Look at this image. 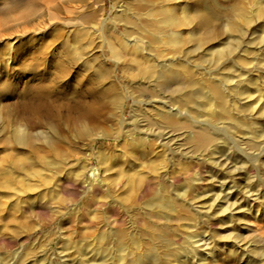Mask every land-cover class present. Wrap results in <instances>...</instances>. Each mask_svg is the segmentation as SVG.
<instances>
[{
  "label": "rangeland",
  "instance_id": "374dc122",
  "mask_svg": "<svg viewBox=\"0 0 264 264\" xmlns=\"http://www.w3.org/2000/svg\"><path fill=\"white\" fill-rule=\"evenodd\" d=\"M32 1H35V0H32ZM60 1H61V3H60ZM60 1L52 0V2H51V0H36L35 3L38 6L41 5L43 7V8L41 6L38 7L42 11H44L45 7H47L48 4L50 5L49 2H51L52 4L56 3L55 4L56 5L55 6V12L57 13V15L59 17L66 18L67 16H70L65 10L66 7H69V6H67L65 4L62 5L65 2V0H60ZM125 1L133 2V0H77L72 5L74 7H79V10L80 9L86 10L87 8H91L95 11L97 17L100 14H103V16L108 19L109 13L112 10V7H115L116 10L119 9L118 11L120 12V10H122V8H120V6L123 5V3H125ZM165 1H166V3H165ZM215 1H217L220 4H225L228 0H215ZM246 1L242 0V2H243L242 4H244L242 6L244 7L245 4L246 5L248 4L247 5L248 7H246V6L245 7L249 8L250 2H254L255 0H248L247 2ZM258 1L259 0H256V2L251 3L252 5L254 4V6L251 5V9L250 8L246 9V12L249 13L251 10H254L253 13H255L256 10H258L260 7V5L257 6ZM14 2H16V0H10V1L9 0H0V17H1L0 18V26L4 23V21H5L4 19L9 18V19H6V26L5 27H11V24H12V27L15 30V26H18L17 24H19L18 21H20V20H16L17 18L15 17L16 16L15 12H17L18 9L15 10V6L13 5ZM162 2L161 3L163 4V6L169 8V9H172L174 11H175V6H176L177 9L175 11V16L179 20H184L185 17L183 14V10H182L183 8L182 7H186L185 6L186 4H188V5L190 4V2H188V0H178V1L177 0L176 1L175 0H171V1L162 0ZM161 3L159 5H161ZM256 3H257V5H256ZM171 5L174 7H172ZM190 5H191V6H189L190 8L189 9L187 8V9L189 11H194L195 9L193 8L192 3ZM168 6H170V7H168ZM12 7L14 10L12 9ZM2 10H3V12H2ZM11 10H13V11H11ZM4 11H5V13H8V14L4 15ZM9 14L12 16L14 14L15 15V16H13L14 18L11 17ZM176 14H178L179 16ZM17 15H18V12H17ZM60 15H62L63 17ZM255 19L256 18L254 17V20H252L250 22V24L244 26V32L242 34L243 36L240 34L241 36L239 38V42H240L239 44L241 45L242 48H240V45L238 44L239 48L237 49V51L239 52V50H240V52H239L240 55L237 58V59H239V61L237 60L238 63H236V65H233L232 63H230L228 61L226 62V60H223L224 63H222V64L219 63L218 65H216V64L214 65L211 63L212 61L211 62L209 61V58L207 59V57L203 58L204 61L201 60L202 65L204 64V67L206 69H208V70L210 69L212 74L219 72L220 74H223V76H227V77L231 76V77L235 78V80H240V81L243 79L242 82L243 81L245 82V84L244 83L240 84V92L242 94L245 93L247 95V97L245 94H244L245 96L241 94L243 96V97H241V103H243L244 100L249 102L248 103L249 109L246 111L247 112L246 116H247L248 112H250V111L252 112V113L250 112V114H252V115L248 114V116H247V118L249 119L247 124L248 125L250 124V127L247 128L246 132H244L245 135L243 133L241 135L242 137H240L239 134H238L239 136L236 134H235L236 135L235 136L234 134L229 132V130H230L229 127H226L224 129L225 131H223V132H226V129H227V133L228 134L230 133L231 137H229V135L226 136L221 131H219L220 133L216 132V134H217L216 145L217 146L214 145L212 148L208 147L206 150H204V152L203 151L202 152L195 151L193 149V147L190 144H188L187 142L183 143V141L178 140V141H175L173 144L174 146H172L174 152H173V155L170 156V157H172L170 160L167 159L169 157V154H168L169 151L168 150H165V152H163L164 150L161 151V149H158L155 151V152H158V151L160 152V153L158 152L159 153L157 155L158 157H154V156L150 155L146 158H142V159H139L137 161H134V163H133L132 158H129V156L126 155L127 154L126 150L124 151L122 148H120V146H116V145H118L119 140L104 139L100 136L99 133L93 134V136H95L96 138L92 137L95 141L92 144V146H90V144L88 145V143H90V141H86V140H89L88 138L87 139L86 138L81 139L82 143H80L81 141L78 142L80 139H78L77 136H76V139L73 140L75 138V131L74 130H73L74 132L70 131V135H69V133L66 130H65L66 132L65 131L62 132L61 130H63V129H61L60 131L57 132V136L53 133V135L55 137H58L57 142H56L57 144L53 143L52 145L48 144L50 146H46L47 144H44L41 139H37V138L34 139L33 146H34L35 152H33L31 149H29L27 147L22 148V147H18L16 145H14L12 143V134L10 132H11L12 125L14 126V123H13L14 118H12V116H13V113L15 112L14 111V109H15L14 107L16 106L15 104L19 101V98L23 97L25 94L28 93L27 91L30 88V84H31V86L32 85L34 86L41 79H42L41 81H44L45 79H46V81H49L53 78L52 74H53L54 70L52 67L54 66V61L58 62V61L66 60L64 58V54L62 53L60 48L57 47L58 42L56 41V42L52 43L50 33L51 32H58V34L66 36L68 34V32H76L79 28L73 26L72 24H68L67 26L56 24V26L55 25L50 26V27H48L49 28L48 30L41 31L43 33H39V34L33 33L34 34L33 35V34L27 33L26 35L22 36L21 34L18 35L17 33H15V34H13L14 36H11V38L10 37L9 38L1 37L0 38V86L1 87L3 86V88L0 87V105H1L0 108L2 109V111L0 109V113L6 116V120H3L0 118V129H1V122L4 121V123H5V128H3L2 131L0 132V182H2V180H3L5 183L7 180L6 178L8 177V179L10 178L14 184H10V186H13V187L8 186L6 188H0V264H115V263L116 264H125V263L127 264V262H128V264H133V263L134 264H140V263L141 264L142 263H144V264L145 263L146 264H150V263H152V264H155V263L156 264H162V263L168 264V262L170 264H254V263L256 264V262H257V264H264V262H263L264 261V168L262 167V165L264 166V151H263L264 150L263 149L264 148V134H263V132H264V114H263V112H264L263 111L264 110V100H263L264 99V96H263L264 95V93H263L264 92V87H263L264 86V79H263L264 78V63H263V61H264V57H263L264 56V53H263L264 52V39H263V41H261L262 40L261 38H264V37H262L264 35V34H262V32L264 33V26H263L264 21H262L263 19L257 18L258 24H256L255 22L257 20H255ZM1 21H3V22H1ZM14 21H17L18 23L17 22L15 23ZM11 22H13V23H11ZM251 24H252V26H250ZM259 24H260V26H259ZM1 27H0V29H2ZM245 27H247V29L250 27L249 28L250 31L247 30ZM262 27H263V29H261ZM192 28H193V25H189V26L183 28L182 32H189V30L192 32ZM119 29L122 30V32H123L122 26H119ZM246 30H247V32H246ZM261 30H262V32H261ZM245 33H246L247 37H246ZM248 34H252V36L251 35L248 36ZM257 34L258 35L260 34L261 36L259 35L260 36L259 37V36H257ZM185 35H187V34H185ZM237 35L239 37V34H237ZM36 36H37V38H36ZM250 37H252V38H250ZM219 38H221V39H219ZM223 38H224V36L221 35L220 37H218V39H215V40H218V41L220 40L223 43L224 42L222 40ZM255 38H256V41H255ZM2 39H4V40H2ZM257 39H259L260 41ZM215 40H213V41H215ZM241 40H243V42ZM252 40L254 42H257V43H254ZM33 41H34V43H33ZM218 41L213 42L212 45H214V44L216 45L218 43ZM250 41H252L254 43V45L252 43L253 47H251L252 45H251ZM46 42L48 45L46 44ZM248 42H250V44H248ZM260 42H262V43H260ZM246 43H247V45H246ZM259 43H260V45L262 44L261 45V46H263L262 48L260 45L258 46ZM43 44L44 45L46 44L49 48L44 46ZM39 47H43L45 50L46 55L43 58L44 60L43 59L33 60L32 58H34L36 55L35 54V50H36L35 48H39ZM254 47H255V49H254ZM23 48H24V50H23ZM47 49L49 50V52ZM242 49H244V51ZM249 49H250L251 55H249V52H248ZM253 49L255 51H253ZM241 51H243V52H241ZM252 51H253V53H255V55H253ZM244 52H245V55L243 54ZM194 54L192 56L193 57L192 58L193 63L194 64H200V60L198 59L199 55L197 53H194ZM106 56H108V55H106ZM57 57H58V59H57ZM252 57H254V58H252ZM261 57H263V59ZM196 59H198L199 62ZM242 59H243V61H242ZM246 59H247V61H246ZM251 59L252 60L254 59V60L252 61ZM249 62H251V63H249ZM241 63H242V65H241ZM255 63H257V64L255 65ZM30 64H32V65H30ZM229 64L234 68L231 69ZM243 64H245V65H243ZM67 65H66V69H67V73H69L70 77L67 74L68 77L66 76L67 78H64L66 80H63V79L62 80L61 79L56 80L57 84L55 83V90H56L55 96L60 99V98L69 97V96L73 97V95H74L75 98H80V99L83 98L82 100L83 101L85 100L84 102H88V101L90 102L92 100L91 99L92 95L90 93V89H91L90 87L92 84L89 81L90 80L89 77H87L88 76L87 72H85L80 67V65L77 63H74V62L69 63L68 62ZM248 65H250V67ZM258 65H259V67H258ZM108 66H111V63H108ZM208 66H212V67L208 68ZM246 66H248L249 68L247 69ZM254 67H256V68H254ZM261 67H263V68H261ZM244 68H246V69H244ZM235 69L237 72L235 71ZM254 69H255V71H254ZM125 70L126 71L128 70L126 66H125ZM226 70H228L227 73L225 72ZM251 70L253 73H251ZM212 71H215V72H212ZM230 71H232V72H230ZM222 72H224V73H222ZM49 73H50L51 79L48 78ZM235 73H237V74H235ZM244 73H246V74L244 75ZM238 74L241 76L240 79H239ZM258 74L260 77L257 76ZM51 75H52V77H51ZM116 75L119 78L120 88L123 89V88L127 87L126 85L130 81L127 79L126 74H124L123 67L121 64L116 69ZM236 75H238V77ZM248 79H250V80H248ZM77 80L79 82H76ZM258 80L261 83H259ZM62 81H64V82H62ZM249 81L254 86H251L250 85L251 83ZM248 82H249V84H248ZM27 84L29 85L28 87H27ZM79 86H81V87H79ZM261 86H262L263 92L261 90ZM252 87H254V88H252ZM259 90H260V92H259ZM247 92H249L250 94L249 93L247 94ZM251 93H253V95ZM261 93H263V95ZM79 94H81V95H79ZM86 95H88V96H86ZM255 95L258 97H255ZM248 96H253V97L248 98ZM84 98H86V99H84ZM253 98H254V100H253ZM254 101H256V102H254ZM257 102H260L261 104H258ZM250 104L252 106H250ZM4 106H5V108H4ZM131 106H132V99L130 98L126 102V104L124 105L126 117L129 120L131 118V109H130ZM8 108L9 109L11 108L10 110H12V111H8ZM254 108H255V110H254ZM259 108L261 111L259 110ZM259 111L261 112L262 115L257 113ZM7 112H10V114L12 112V114L7 115ZM255 115H257V116H255ZM10 117H11V119H10ZM256 117L258 118V120H256L257 119ZM250 118H252V119H250ZM240 119H242L240 121H244L242 116ZM251 123L253 124V126H251ZM209 124H211V122L207 119L205 125L208 126ZM196 126L200 127L201 125L197 124ZM255 126H256L257 130H254V129H256ZM259 128L262 129L263 132ZM248 129H250V130H248ZM36 131H47V130L46 129L44 130L41 128L39 130L36 129L35 132ZM60 132L62 134H60ZM260 132L263 134L262 137H261L262 134ZM72 133H74V134H72ZM247 133H249L250 135ZM255 133H257V134H255ZM59 134L63 137V139ZM64 134H66L68 136H66V138H65ZM71 134L74 136V137L72 136L73 139L71 138ZM232 135H234V136H232ZM248 135H249V137H248ZM250 136H252V137L255 136L254 137L255 140ZM257 137L259 139L256 140ZM59 138L63 141L62 142L63 144L64 143H66V144L63 145ZM64 138L67 139L66 142H65ZM220 138H221V140H220ZM260 138L261 139L263 138L262 142L260 141L261 140ZM70 140H71V142H70ZM258 140H259V142H258ZM247 142H250V143H247ZM222 143H223V145H222ZM245 143H246V146L248 147L247 149L245 147ZM57 145H59V146H57ZM230 145H231V147H230ZM80 146H81V148H80ZM181 147H183V148H181ZM56 148H57V150H56ZM60 149H63V151L61 150L62 152H60ZM68 149H70L71 151ZM228 149H230V150H228ZM90 150H91V152H90ZM215 150H216V152H215ZM253 150H254V152H253ZM53 151L60 152L62 156L61 157H54V155L52 154ZM102 151L110 154V158H109L110 162H106L103 168L101 166H99V164L97 163V160H96V156H97L98 152H102ZM122 152H123V154H121ZM230 152H232V153H230ZM88 153H91V155H90L88 161H86L85 157L87 156ZM181 153H187L189 155L183 154V156H185V157H183V156H181L182 155ZM259 153H261V154L259 155ZM67 154H69V155H67ZM243 154H245V155H243ZM256 154H258V155H256ZM115 156H116V158H115ZM122 156L123 157L125 156L124 157L125 160L122 158ZM197 157H202L201 159H203V157H204V160L202 161L201 159H199ZM205 157H206V159H205ZM152 158L153 159L156 158V159H154V161L156 160V162L151 164L150 162L153 161ZM164 158H166L165 159L166 161L164 160ZM256 158H258V159L256 160ZM262 160H263V162H262ZM18 161L24 162L25 164L30 166V167H28L26 165V169L24 171L25 174L19 173V172H13V173L10 172V167L13 166L12 164L14 162H18ZM130 161H132V162H130ZM177 161L179 162V164ZM43 162H45L46 164H44ZM135 162H136V164H135ZM139 162H140V165H139ZM144 162L145 163L147 162L145 166H144V164H145ZM126 163L129 165H127ZM158 163H160V164L162 163V165L158 166L159 165ZM176 163L178 165H180L179 166L180 169L177 168L178 166ZM183 164L184 165L186 164V165L184 166ZM108 165H111L110 167H113L112 169L110 168L111 172L105 171V168H107ZM142 165L145 168H143ZM85 166L87 168H85ZM129 166H130V168H129ZM146 166H147V168H146ZM152 166H153V168H155L157 166L156 167L157 169L155 168L156 171H154L155 173L151 171ZM256 166H258V167H256ZM81 167L84 168L85 170L86 169L88 170L90 168L98 170L99 171V175H98L99 180H100V175L101 176L103 175L102 176L103 180L105 179L106 182L109 181L110 178L113 181L114 180L116 181V182L114 181L115 182L114 183L110 180L111 182L109 181L105 184L104 183L105 180H104L103 183H100V189H97L95 191L93 198L96 201L98 200L102 204H104L103 205L104 208L102 205L89 204L88 199H89L90 195H86L84 192L86 184H83V182H82L83 179H81L82 177L80 176V174H78V172H80L82 170ZM100 167H101L102 171H100V169H98ZM117 167L119 169H121L123 172H121V170H119V169H118L119 172H118V170L116 171ZM131 167H133V168H131ZM172 167H173V169H171ZM183 167L184 168L186 167L187 169L186 170L183 169V171H182L181 168H183ZM212 167H214V168H212ZM230 168H232V169H230ZM133 169H135V171L139 172L138 173L139 175H140V171H141V175L142 174L143 175L142 176L140 175L141 176L140 179H144L143 176H145V177L147 176V178L148 177L149 178H158L159 176H161V172H162V174H167V176H169V177L174 172H175L174 175L175 174L178 175L181 173L183 174L180 177L181 181L179 180V181H177V182L175 181V183H173L175 185V188H176L175 189L176 193L172 192L174 194V196L171 195V198L173 200V204H174V208L176 209L175 210L176 212L174 211V212H172V214H170L169 220H165L163 218H156V217L155 218L157 220H153L154 216L152 215L153 217L148 216V219H143L141 217H137L133 221L134 222L133 225H131L129 223V220H130L129 215H131V212H128V214H129L128 215L127 212H125V211L122 212L121 210L119 212L118 211H112V210L107 211V205H105V204L109 203V201H110L109 200L110 198H109L108 192H107V188L109 187V189L111 188L113 191L116 190L114 192H116L120 197H122V196L125 197V194L126 195L128 194L125 192V189L123 188V184H124L125 178H126L125 176H128L127 174L133 173V171H134ZM159 169H160V171H159ZM161 169H163V170L161 171ZM248 169H250V171ZM112 170H114V171H112ZM129 170H131V171H129ZM241 170H242V172H241ZM188 171H190L191 173H189ZM85 172H87V171H85ZM156 172H158L159 174ZM76 173L78 174V176ZM119 173L120 174L122 173V175H120ZM188 173H189V175H188ZM196 173L199 176L194 177V175H196ZM113 174H114V176H113ZM184 174H186V176ZM255 174H256V176H255ZM12 175H13V177H12ZM156 175H158V176H156ZM261 175L263 176V178H261L262 177ZM120 176H122V178ZM26 178H28V179L26 180ZM186 178H188V179H186ZM196 178H197V181H194V180H196ZM214 178H215V180H213ZM15 179H16V183H15ZM117 179L119 181H121L123 184L120 183L119 181H117ZM182 179H183V181H182ZM198 179L200 180V182L198 181ZM244 179H246V181ZM42 180H43V183H41ZM122 180H124V181H122ZM145 180H146V178H145ZM216 180H218V181H216ZM222 180H224L225 182ZM186 181H188V182H186ZM257 181H259V182H257ZM169 182H171L170 178H169ZM195 182H198V183H195ZM220 182H222V183L220 184ZM187 183L190 185H188ZM255 183L258 186H256ZM59 184H61L60 187H59ZM119 184H120L121 188L118 187ZM221 185H223V186H221ZM244 185H247V186L245 187ZM189 187H190V190L188 189ZM222 187H224V188H222ZM255 188H257V189H255ZM103 189H105V190H103ZM224 190H227V191L229 190L228 191L229 194L227 193V191H224ZM253 191H255L258 194H256L255 192L253 193ZM118 192L120 194H122V193L123 194L120 195ZM220 192H224V193H220ZM82 193L84 194L85 197L81 195ZM116 193H114V194H116ZM247 193H249V194H247ZM180 194H181V196H179ZM186 194H187V198L185 197ZM219 194H220V196H219ZM221 194L222 195L224 194L223 196L225 198ZM177 196H179L180 199H179V197L177 199L176 198ZM247 196H249V198ZM40 198H42V199H40ZM192 198H195V199L198 198V199L194 200ZM256 198H258V199H256ZM187 199H188V201H187ZM224 199H226V200H224ZM227 200H228V202H227ZM105 201H106V203H104ZM223 201H225V202H223ZM29 202H32V203L34 202V203L32 204ZM186 202H188V203H186ZM250 202H251V204H250ZM226 203H228V204L230 203V205H231L230 210L231 211L230 210L229 211L231 213H229V211L227 214H226L227 211L223 212L222 209H224L225 206L228 205ZM13 204H14V206H13ZM175 205H176V207H175ZM210 205L212 206V208ZM213 205H215L216 207ZM249 206H250V209H249ZM34 207H36V208H34ZM136 207H138V208L141 207V204L138 202ZM193 207H194V210L192 209ZM217 207H219V208L217 209ZM177 209H179L180 212H183V213H181V215H180V212ZM214 211H217V212H214ZM246 211H249V212H246ZM108 213L110 216L108 215ZM214 213H215V216H214ZM216 213H218V214L216 215ZM232 213H233V215H231ZM105 216H106V218H105ZM111 216H114L115 218H117L116 224L114 221H112L115 218L114 217L110 218ZM176 216H178V217H176ZM199 216L202 219H200ZM107 217L110 219H108ZM120 217L121 218L124 217L122 219V222H121ZM173 217L176 218V220ZM104 218L107 220H104ZM186 218H188V219H186ZM172 219H174L175 221ZM179 219H181V222H179ZM140 220H143V221L140 223ZM150 220H151V222H150ZM158 220H160V221H158ZM135 221H137L139 224L135 223ZM171 221L175 222L176 224L171 222ZM106 222H108L107 225H105ZM146 222H149V223H146ZM166 222H168V223H166ZM140 224L142 226L146 225L145 227L148 230L152 229V226L154 224H159V225H155V226H158V227L161 226L162 228L165 229L163 231H164L165 238L168 239L167 242L164 243L162 246L154 244V247L156 249L154 247H148L149 246L148 244H151V243L149 241L145 240L146 236H144V234L148 230H146L144 227H142L143 229L141 228V230H140L139 229L141 226ZM180 224H181V226H180ZM108 225H109L110 229H109ZM177 225H179V226H177ZM172 226H173V228H172ZM117 227H118V229H117ZM177 228H179L181 231L179 229L177 230ZM111 229H112V231H116L117 234H116V232L115 233L112 232ZM127 230H130V232ZM118 232H124V233L126 232L128 234L132 233L134 236L131 234L132 235L131 237L134 238L138 244H141V242L143 241L142 244L140 245L141 249L137 248V247L135 248L134 245H132L129 240H126L127 238L125 240L121 239L119 237ZM102 233L103 234L106 233V234H104V236H103ZM139 233L143 236H140ZM194 233H195V236H194ZM136 234H138V235H136ZM186 234L187 235L189 234L188 235L189 238L191 236L190 240L188 237L187 238L185 237V236H187ZM196 235H197V237H196ZM107 238H108V240H106ZM140 238H141V242H138V241H140L139 240ZM137 239H138V241H137ZM142 239H144V240H142ZM110 240H112L113 242L112 241L110 242ZM193 242H194V244H193ZM153 243H155V242H153ZM236 243H237V245H236ZM112 244L114 247L112 246ZM186 244L189 246H187ZM164 245H165V247H164ZM168 245H169V247H168ZM87 247H88V249H87ZM95 247H96V250H95ZM121 247H122L123 252L120 250ZM132 247L135 249H133ZM253 247H254V249H253ZM151 248L154 249L156 253L151 252V251H154V250H151ZM117 249H119V250L117 251ZM143 249L145 251V252L143 251L144 253L142 252ZM256 249H258V250H256ZM253 250H254V252H253ZM134 251H140L141 253L140 252H134ZM147 251H148V253H146ZM133 252H134V254H133ZM125 253L126 254L128 253V254L126 255ZM124 254H125V256H124ZM146 254L147 255L149 254V255L147 256ZM155 254L157 255V257ZM130 255L133 257L131 258ZM198 255H200V256L197 257ZM114 256H116V257H114ZM137 256H139L140 258L139 257L137 258ZM152 256L156 257L157 262L154 261V260H156L154 257L150 258ZM162 256H163V259H162ZM94 257H96V258H94ZM120 257H122V258H120ZM164 257H166V258H164ZM200 257H202V258H200ZM104 258H105V260H104ZM117 258H119V259H117ZM147 258L149 260L146 261ZM101 259H102V263H100ZM109 259H111V260H109ZM121 259L123 260L122 262H121ZM143 259H145V260H143ZM151 259H154V260H151ZM158 259H159V261L162 260V262L160 263L158 261ZM192 259L195 261H193ZM196 259H197V261H196ZM140 260H141V262H140ZM179 260H181V261H179ZM163 261H165V263ZM182 261H184V262H182ZM251 261H252V263H251ZM147 262H149V263H147Z\"/></svg>",
  "mask_w": 264,
  "mask_h": 264
},
{
  "label": "bare ground",
  "instance_id": "6f19581e",
  "mask_svg": "<svg viewBox=\"0 0 264 264\" xmlns=\"http://www.w3.org/2000/svg\"><path fill=\"white\" fill-rule=\"evenodd\" d=\"M35 1H32V0H16V2H14L13 5L15 6V10L18 9V11H17L18 15H17V12L14 11L16 16L14 14H13V16H15L17 18L16 20H20V21H18L19 24H17L18 26H15V30H14L12 27V24H11V27H5L6 26V19H9V18L4 19L5 21L3 20L4 21V23L2 24L3 26L2 25H1L2 27L0 26L2 28V29H0V38L1 37H5V38L10 37L11 38V36H14L13 34H15V33H17L18 35L21 34L22 36L26 35L27 33L39 34V33H43L41 31L48 30L49 29L48 27H50V26H54V25L56 26V24L57 25L60 24V25H64V26H67L68 24H72L73 26H75L79 29L76 32H68V34L66 36L60 35V34H58V32H51L50 33L52 43H54L56 41L58 42L57 47L60 48V50L64 54V58L66 60H62V61H58V62L54 61V66L52 67L54 70V72L52 74L53 78L52 79L50 78V73H49L48 78H50L51 80L46 81V79H45L44 81H41L42 80L41 79L38 83H36V85H34V86L32 85L33 87L30 84L29 90L27 89L28 93L25 94L23 97L19 98V101L15 104L16 106L14 105L15 106L14 107L15 108L14 109L15 114L13 113L12 118H14V120L13 119L12 120H13L15 127L12 125L13 124L12 123L11 124L12 125L11 132H10L12 134V143L14 145H16L18 147H22V148L27 147V148L31 149L33 152H35V149L33 146L34 139H36V138L41 139L44 144H47L46 146H50L53 143H56L57 138H58V137H55L53 135V133L57 136V132L60 131L61 129H63L61 131L64 132L66 130L69 133V135H70V131L74 130L75 131V138L74 139L72 138V136H73L72 134H74V133L71 134V138L73 140H75L76 136H77L78 139H80L79 141L78 140L77 141L78 142L81 141L80 143H82L81 139H83V138L87 139L88 138L89 140H86V141H90V143H88V145L90 144V146H92V144L95 142L94 139L92 138V137H95V136H93V134L99 133L100 136L104 139L119 140L118 145H116V146H120V148H122L124 151L126 150V152H127L126 155H128L129 158H132L133 163H134V161H137V160L142 159V158H146L150 155H152L154 157H158L157 155L160 152L159 151H158L159 153L155 152L158 149H161V151L164 150L163 152H165V150H168L169 151V153H168L169 157L167 159L170 160L172 158L170 156L173 155V152H174L172 146H174L173 145L174 142L178 141V140L183 141V143L187 142L188 144H190L193 147V149L195 151H198V152L203 151L204 152V150H206L208 147L212 148L214 145H216V141H217L216 132H219V131L223 132V131H225L224 129L226 127H229L230 133H232L234 135L239 134L240 137H242L241 135L244 132H246L247 128L250 127V124L249 125L247 124V122L249 120L247 118V116H248V114H250L251 111L248 112V114L246 116V113H247L246 111L249 109V104H248L249 102L244 100L245 102L243 101V103H241V97H243L242 95L245 94V93L242 94L240 92V84L241 83L245 84L244 81L242 82L243 79L241 81L235 80V78H233L231 76H230L231 78L227 77V76H223V74H220L219 72L212 74L210 69L208 70L204 67V64L202 65L201 60L204 61L203 58L207 57V59L209 58V61L210 62L212 61L211 63L214 65L215 64L218 65L219 63L220 64L224 63L223 60H226V62L228 61V62L232 63L233 65H236V63H238V61H239V59H237V58L240 55L239 54L240 50H239V52L237 51V49L239 48L238 44L240 43L239 38L244 32V26L250 24V22L252 20H254V17L256 18L255 20H257V18H258V19H263L262 21H264V0H259L257 2L258 5L256 3V5L257 6L260 5V7L258 10H256L255 13H253L254 10H251L248 13V12H246V9H249V8L251 9V5H252L251 3L256 2V0L254 2H250L249 8H246V7H248L247 6L248 4L247 5L245 4L246 7L242 6V5H244V4H242L244 2V1L242 2V0H228L225 4H220L215 0H188V2H190V4L192 3V6L195 10L194 11L188 10L190 8L189 6H191L190 4L189 5L186 4L185 5L186 7H182L183 8L182 9L183 14L185 17L184 20H179L175 16V11L177 9L176 6H175V11L172 9H169V8L163 6L162 0H133V2L125 1V3H123V5H121L119 3L121 5L120 8H122V10H120V12H119L118 11L119 9L116 10L115 7H112V10L109 13L108 19L105 18L103 16V14H100L97 17L95 11L91 8H87L86 10H82V9L79 10V7H74L72 4L75 3L77 0H65V2L62 4V5L65 4V5L69 6V7H66L65 10L70 16H67L66 18H61L57 15V13L55 12V6H56L55 4L56 3L54 2L55 4H52L51 3L52 0H51V2H49L50 5L48 4V6L45 7L44 11H42L40 8H38L41 5L38 6L35 3ZM58 1H60V0H58ZM169 1H171V0H169ZM60 3H61V1H60ZM160 3H161V5H159ZM165 3H166V1H165ZM252 6H254V4ZM13 7H12V9H13ZM168 7H170V6H168ZM172 7H174V6H172ZM13 10H11V11H13ZM2 12H3V10H2ZM5 14H8V13H5V11H4V15ZM176 15H178V14H176ZM10 16L13 17L12 15H10ZM60 16H62V15H60ZM3 21H1V22H3ZM14 22L16 23L17 21H14ZM257 22H258V20L255 23L258 24ZM11 23H13V22H11ZM252 24L250 26H252ZM189 25H193L192 32L190 30H189V32H182L183 28H185ZM119 26L123 27V32H122V30L119 29ZM259 26H260V24H259ZM245 28L247 29V27H245ZM249 28L247 30H249ZM261 29H263V27ZM247 30H246V32H247ZM261 32H262V30H261ZM236 33L239 34V37ZM185 34H187V35H185ZM262 34H264V33L262 32ZM221 35L224 36V38L222 39L224 41L223 43L220 40L219 41L215 40V39H218V37H220ZM245 35H246V33H245ZM249 35L252 36V34H248V36ZM259 35L257 34V36H259ZM246 37H247V35H246ZM262 37H264V35ZM36 38H37V36H36ZM250 38H252V37H250ZM4 39H2V40H4ZM219 39H221V38H219ZM261 39H262L261 41H263L264 38H261ZM213 40L218 41V43L216 45L215 44L212 45L213 42H215ZM243 40H241V41L243 42ZM257 40H259V39H257ZM252 41H250L251 45L254 42V41L253 42ZM255 41H256V38H255ZM250 42H248V44H250ZM33 43H34V41H33ZM254 43H257V42H254ZM254 43H253V45H254ZM260 43H262V42H260ZM260 43L258 44V46L260 45ZM46 44H47V42H46ZM46 44L45 45L43 44V45L48 47L47 46L48 44L47 45ZM246 45H247V43H246ZM253 45L251 47H253ZM262 47L263 46H261V48ZM240 48H242L241 45H240ZM35 49H36L35 50L36 55L32 59L33 60L43 59L46 55L44 48L39 47V48H35ZM254 49H255V47H254ZM254 49H253V51H255ZM23 50H24V48H23ZM242 50L244 51V49H242ZM243 51H241V52H243ZM253 51H252V53H253ZM48 52H49V50H48ZM248 52H249V55H251L250 49ZM194 53H197L199 55L198 59L200 60V64H194L193 63V61H192L193 57L192 56ZM243 54L245 55V52ZM106 55H108V56H106ZM253 55H255V53H253ZM263 57H261V58L263 59ZM252 58H254V57H252ZM57 59H58V57H57ZM198 59H196V60L198 61ZM242 61H243V59H242ZM246 61H247V59H246ZM68 62L69 63L74 62V63L79 64L80 67L85 72H87V74H88L87 77H89V79H90L89 81L92 84V85L90 84L91 85L90 93L92 95V98L90 97L92 99L90 102L89 101L84 102L85 100L83 101L82 100L83 98L82 99L75 98L74 95H73L74 98L71 96H69V97H63L62 96L63 98H60V99L55 96V94H56L55 83L57 84L56 80L57 79L66 80L64 78H67L69 75V73H67V69H66V65L68 64ZM108 63H111V66H108ZM249 63H251V62H249ZM263 63H264V61H263ZM120 64L123 67L124 74H126L127 79L130 81L129 83H127V85H126L127 87L123 88L125 91L120 88L119 78L116 75V69ZM256 64L257 63H255V65ZM30 65H32V64H30ZM241 65H242V63H241ZM243 65H245V64H243ZM250 65H248V66L250 67ZM125 66L128 69L127 71L125 70ZM212 66H208V68L212 67ZM248 66H246L247 69L249 68ZM258 67H259V65H258ZM230 68L232 69L234 67H232L230 65ZM254 68H256V67H254ZM261 68H263V67H261ZM244 69H246V68H244ZM227 71L228 70H226L225 72L227 73ZM235 71H236V69H235ZM254 71H255V69H254ZM212 72H215V71H212ZM230 72H232V71H230ZM222 73H224V72H222ZM251 73H253L252 70H251ZM235 74H237V73H235ZM245 74L246 73H244V75ZM52 75H51V77H52ZM238 75H236V76L238 77ZM257 76H259V74ZM69 77H70V75H69ZM240 77L241 76L239 75V79H240ZM248 80H250V79H248ZM62 82H64V81H62ZM76 82H79V81L77 80ZM249 82H248V84H249ZM259 83H261V82L259 81ZM250 85L254 86V85H252V83ZM28 86L29 85L27 84V87ZM79 87H81V86H79ZM1 88H3V86ZM252 88H254V87H252ZM261 90H262V86H261ZM259 92H260V90H259ZM262 92H263V90H262ZM248 93L249 92H247V94ZM263 93H261V94L263 95ZM251 94L253 95V93H251ZM79 95H81V94H79ZM86 96H88V95H86ZM246 97H247V95H246ZM250 97H253V96H248V98H250ZM255 97H258V96L255 95ZM130 98L132 99V106L130 108L131 109V118L129 120L126 117L124 105L126 104V102ZM254 98H253V100H254ZM84 99H86V98H84ZM254 102H256V101H254ZM257 103L261 104L260 102H257ZM250 106H252V105L250 104ZM0 107H1V105H0ZM4 108H5V106H4ZM10 109L8 108V111H12ZM254 110H255V108H254ZM259 110H260V108H259ZM1 111H2V109H1ZM259 112H257V113L262 115L261 112L260 113ZM8 114L11 115L12 112H11V114H10V112H7V115ZM263 114H264V112H263ZM250 115H252V114H250ZM241 116L243 117L244 121H240V120H242V119H240ZM255 116H257V115H255ZM0 118L3 120H6V116L1 114V113H0ZM252 118H250V119H252ZM10 119H11V117H10ZM207 119L211 122V124H209L208 126L205 125ZM256 120H258V118ZM197 124H199L201 126L198 127V126H196ZM251 126H253L252 123H251ZM256 126H255V128H256ZM3 128H5L4 121L1 122L0 132L2 131ZM41 128L44 130L46 129L47 131H36L35 132L36 129L39 130ZM248 130H250V129H248ZM254 130H257V128ZM260 130L262 131V129H260ZM223 133L226 136L229 135V137H231L230 136L231 134L227 133V129H226V132H223ZM257 133H255V134H257ZM60 134H62V133L60 132ZM66 134H64L65 138H66V136H68ZM247 134H249V133H247ZM263 134H264V132H263ZM263 134L261 135V137L263 136ZM234 135H232V136H234ZM244 135H245V133H244ZM249 135H248V137H249ZM250 137H252V136H250ZM254 137L255 136H253L252 138L255 140ZM258 137L256 138V140L259 139ZM62 139H63V137H62ZM262 139L260 140L261 142H262ZM66 140L67 139H65V142H66ZM71 140H70V142H71ZM220 140H221V138H220ZM62 142L63 141L61 140V143ZM250 142H247V143H250ZM258 142H259V140H258ZM48 144H50V145H48ZM64 144H66V143H64ZM222 145H223V143H222ZM57 146H59V145H57ZM230 147H231V145H230ZM245 147H246V149L248 148L246 146V143H245ZM80 148H81V146H80ZM181 148H183V147H181ZM230 149H228V150H230ZM56 150H57V148H56ZM61 150L63 151V149H60V152H62ZM68 150H70V149H68ZM60 152L53 151L52 154L54 155V157H61L62 155ZM90 152H91V150H90ZM215 152H216V150H215ZM253 152H254V150H253ZM230 153H232V152H230ZM261 153H259V155ZM121 154H123V152ZM181 154H182L181 156H183V154H187V153H181ZM67 155H69V154H67ZM90 155H91V153L87 154V156L85 157L86 161H88ZM187 155H189V154H187ZM243 155H245V154H243ZM256 155H258V154H256ZM124 157L122 156L123 159H124ZM183 157H185V156H183ZM109 158H110V154L103 152V151L98 152V154L96 156L97 163L102 168L104 167L106 162H110ZM115 158H116V156H115ZM197 158L201 159L202 157H197ZM154 159H156V158H154ZM154 159H153V161L150 162L151 164L156 162V160L154 161ZM165 159L166 158H164V160ZM205 159H206V157H205ZM257 159L258 158H256V160ZM201 160L203 161L204 157ZM130 162H132V161H130ZM262 162H263V160H262ZM43 163L46 164L45 162H43ZM146 163L144 164V166L146 165ZM135 164H136V162H135ZM158 164H159L158 166L162 165V163L161 164L158 163ZM178 164H179V162H178ZM178 164H177V166H178L177 168H179V166H180ZM12 165L13 166L10 167V172H12V173L13 172L24 173L27 164H25L24 162L18 161V162H14ZM127 165H129V164H127ZM139 165H140V162H139ZM27 166L30 167L29 165H27ZM110 166L111 165H108L107 168H105V171L108 172L113 168ZM144 166H143V168H145ZM258 166H256V167H258ZM101 167L98 168V169H100V171H102ZM262 167L264 168L263 165H262ZM85 168H87V167L85 166ZM129 168H130V166H129ZM131 168H133V167H131ZM146 168H147V166H146ZM155 168H153V166H152L151 171L152 172L156 171L157 168L156 169ZM212 168H214V167H212ZM118 169L119 168L117 167L116 171ZM171 169H173V167ZM183 169L186 170L187 168L186 167L181 168L182 171H183ZM230 169H232V168H230ZM119 170H121V169H119ZM119 170H118V172H119ZM133 170H134L133 173L130 172L131 174H127L128 176H125L126 178H125L124 184L121 181H119L120 180L119 178H118L119 180L117 179V181H119L120 183L123 184V188L125 189V192L128 193L129 195L125 194V197H123V196L120 197L116 192H114L116 190L113 191L111 188L110 189H109V187L107 188L108 196L110 198L109 203L105 204V205H107V211L112 210V211H118L119 212L121 210L122 212L123 211L127 212V214H128V212H131V215L128 214L129 218H130L129 223L131 225H133V223H134L133 221L137 217H141L143 219H148V216H151V217L154 216V218L156 217V218H163L165 220H169L170 214H172V212H174L176 210L174 208L173 200L171 198V195L174 196V194L172 192H175V189H176L175 185L173 183H175V181L176 182L179 181L180 177L183 174L180 172L181 174H178V175L175 174L174 175V173H175L174 172L169 177V176H167V174H162V172H161V176H159L158 178H149V177L147 178V176L146 177L143 176L144 179H140L141 176L143 175V174L141 175V171H140V175H141L140 176L138 174L139 172L135 171V169H133ZM162 170L163 169H161V171ZM248 170L250 171V169H248ZM85 171H87V172H85ZM112 171H114V170H112ZM129 171H131V170H129ZM159 171H160V169H159ZM121 172H123V171L121 170ZM188 172L191 173L190 171H188ZM241 172H242V170H241ZM156 173H158V172H156ZM189 173H188V175H189ZM78 174H80V176L82 177L81 179H83L82 180L83 184H86L84 192L86 195H90V197L88 199L89 204H97V205L103 206L104 204H102L98 200L96 201L93 198L95 191L97 189H100V183H103L105 180V179L103 180V177H102L103 175L102 176L100 175V180H99V176H98L99 171L96 169H93V168H90L88 170L87 169L85 170L84 168H82V170L80 172H78ZM78 174H77V176H78ZM120 175H122V173ZM184 175L186 176V174H184ZM113 176H114V174H113ZM156 176H158V175H156ZM196 176H199V175L196 173V175H194V177H196ZM255 176H256V174H255ZM12 177H13V175H12ZM120 177L122 178V176H120ZM145 178H146V180H145ZM169 178L171 179V182H169ZM197 178L194 181H197ZM261 178H263V176ZM6 179L7 180L5 183L3 180H2V182H0V188H6V187L10 186V184H14L10 178L8 179V177H7ZM27 179L28 178H26V180ZM186 179H188V178H186ZM110 180L112 182L115 181V180L113 181L111 178L109 179V181ZM213 180H215V178ZM244 180L246 181V179H244ZM109 181H107V182H109ZM122 181H124V180H122ZM182 181H183V179H182ZM198 181L200 182L199 179H198ZM216 181H218V180H216ZM222 181H224V180H222ZM107 182L105 180L104 183L106 184ZM186 182H188V181H186ZM257 182H259V181H257ZM15 183H16V179H15ZM41 183H43V180ZM195 183H198V182H195ZM221 183L222 182H220V184ZM60 185L61 184H59V187H60ZM188 185H190V184H188ZM221 186H223V185H221ZM244 186L246 187L247 185H244ZM256 186H258V185L256 184ZM10 187H13V186H10ZM118 187H120V184L118 185ZM222 188H224V187H222ZM188 189L190 190V187ZM255 189H257V188H255ZM103 190H105V189H103ZM224 191H227V190H224ZM228 191H227V193H228ZM254 192L255 191H253V193ZM114 193H116L117 195ZM220 193H224V192H220ZM122 194H120V195H122ZM247 194H249V193H247ZM256 194H258V193H256ZM81 195L84 196L83 193ZM179 196H181V194ZM179 196H177L176 198L178 199ZM219 196H220V194H219ZM185 197L187 198V194ZM247 197L249 198V196H247ZM40 199H42V198H40ZM179 199H180V197H179ZM188 199H187V201H188ZM192 199L197 200L198 198L197 199L192 198ZM256 199H258V198H256ZM224 200H226V199H224ZM138 202L141 204V207H139V208L136 207ZM223 202H225V201H223ZM227 202H228V200H227ZM29 203H32V202H29ZM104 203H106V201ZM186 203H188V202H186ZM226 204H228V203H226ZM250 204H251V202H250ZM13 206H14V204H13ZM213 206H215V205H213ZM36 207H34V208H36ZM175 207H176V205H175ZM103 208H104V206H103ZM211 208H212V206H211ZM218 208L219 207H217V209ZM192 209L194 210V207ZM230 209H231V205L229 203L222 210H223V212L227 211L226 212V214H227ZM249 209H250V206H249ZM177 210H179V209H177ZM230 211H229V213H231ZM179 212H180V210H179ZM214 212H217V211H214ZM246 212H249V211H246ZM181 213H183V212H180V215H181ZM218 213H216V215ZM108 215H109V213H108ZM231 215H233V213ZM114 216H111L110 218H112ZM214 216H215V213H214ZM176 217H178V216H176ZM201 217H200V219H202ZM105 218H106V216H105ZM105 218H104V220H107ZM110 218H108V219H110ZM123 218H121V222H122ZM154 218H153V220H157L156 218L155 219ZM174 219L176 220V218H174ZM174 219H172V220H174ZM186 219H188V218H186ZM112 221H114L116 224L117 218H115ZM142 221L143 220H140V223ZM158 221H160V220H158ZM108 222H106L105 225H107ZM150 222H151V220H150ZM171 222H173V221H171ZM179 222H181V219H179ZM135 223L139 224L137 221H135ZM146 223H149V222H146ZM166 223H168V222H166ZM173 223H175V222H173ZM155 225H159V224H154L152 226V229H149V230L146 229V227H145L146 225H144V226L141 225L139 228L141 230V228L144 227L146 230H148L147 232L145 231L146 232L145 234L143 233L144 236H146L145 240H147L151 243V244H148L149 245L148 247H154V244L162 246L168 240L167 238H165V235H164L163 230H165V229L162 228L161 226L158 227ZM177 226H179V225H177ZM180 226H181V224H180ZM108 227H109V225H108ZM172 228H173V226H172ZM109 229H110V227H109ZM117 229H118V227H117ZM178 229L179 228H177V230ZM130 230H127V231L130 232ZM111 231H112V229H111ZM112 232L115 233L116 231H112ZM118 233H119V237L121 239L125 240L127 238L126 240H129L131 242V244L134 245L135 248L136 247L140 248V245L143 242V241L141 242V238L139 239L140 241H138V239H137L138 242H141V244H138L135 241V239L131 237L133 235L132 233H130V234H128L126 232L125 233L124 232H118ZM104 234H106V233H104ZM104 234H103V236H104ZM116 234H117V232H116ZM136 235H138V234H136ZM188 235L185 237L187 238ZM140 236H143V235L140 234ZM194 236H195V233H194ZM196 237H197V235H196ZM190 238H191V236H190ZM190 238H189V240H190ZM106 240H108V238ZM142 240H144V239H142ZM111 241L112 240H110V242ZM153 242H155V243H153ZM193 244H194V242H193ZM236 245H237V243H236ZM112 246H113V244H112ZM187 246H189V245H187ZM96 247H95V250H96ZM164 247H165V245H164ZM168 247H169V245H168ZM135 248H133V249H135ZM87 249H88V247H87ZM253 249H254V247H253ZM118 250L119 249H117V251ZM120 250L123 252L122 247L120 248ZM151 250H154V249L151 248ZM256 250H258V249H256ZM143 251H144V249L142 250V252ZM148 251L146 253H148ZM134 252H140V251H134ZM134 252H133V254H134ZM151 252H155V250L151 251ZM253 252H254V250H253ZM125 254H124V256H125ZM199 256L200 255H198L197 257H199ZM114 257H116V256H114ZM132 257L133 256H131V258ZM138 257L139 256H137V258ZM153 257L156 259L157 255H156V257L152 256L150 258H153ZM202 257H200V258H202ZM94 258H96V257H94ZM120 258H122V257H120ZM164 258H166V257H164ZM117 259H119V258H117ZM162 259H163V256H162ZM104 260H105V258H104ZM109 260H111V259H109ZM143 260H145V259H143ZM147 260H149V259L147 258L146 261ZM151 260H154V259H151ZM181 260H179V261H181ZM122 261L123 260L121 259V262ZM154 261L157 262V259ZM158 261H159V259H158ZM193 261H195V260H193ZM196 261H197V259H196ZM140 262H141V260H140ZM159 262L161 263L162 260ZM163 262L165 263V261H163ZM182 262H184V261H182ZM100 263H102V259H101ZM147 263H149V262H147ZM251 263H252V261H251ZM127 264H128V262H127ZM142 264H144V263H142ZM150 264H152V263H150ZM168 264H170V263L168 262ZM256 264H257V262H256Z\"/></svg>",
  "mask_w": 264,
  "mask_h": 264
}]
</instances>
